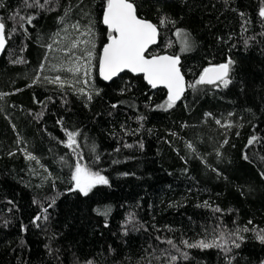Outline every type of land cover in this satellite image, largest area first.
Here are the masks:
<instances>
[{"label":"trees","instance_id":"trees-1","mask_svg":"<svg viewBox=\"0 0 264 264\" xmlns=\"http://www.w3.org/2000/svg\"><path fill=\"white\" fill-rule=\"evenodd\" d=\"M130 1L159 30L148 55L181 57L187 85L231 60L230 83L168 108L141 76L99 80L107 0H0V264H264V0ZM77 163L108 183L83 195Z\"/></svg>","mask_w":264,"mask_h":264},{"label":"snow or ice","instance_id":"snow-or-ice-1","mask_svg":"<svg viewBox=\"0 0 264 264\" xmlns=\"http://www.w3.org/2000/svg\"><path fill=\"white\" fill-rule=\"evenodd\" d=\"M39 0H34L33 3H28L25 0L26 7H34L38 4ZM0 7L3 4L0 3ZM43 7V5H40ZM260 16L264 17V8L260 10ZM19 17L17 22L23 27L25 19L28 24L32 23L33 17H23L19 13L13 17L16 19ZM103 23L108 29V43L103 46L102 53L99 55L98 68L99 74L104 80H111L119 73L128 70L133 73H143L144 78L152 88H156L157 85L162 84L168 89V100L167 107L171 108L175 102L179 100L185 91V81L181 74L178 56H152L148 58L146 53L148 52L149 46L156 42L157 28L151 22L139 18L136 14V7L130 0H107L106 8L103 15ZM163 23V22H162ZM74 28L79 30V25H74ZM26 31V29H25ZM6 43L5 37V24L0 22V50H3ZM79 43L90 44L91 47L82 49L87 58L85 65H79L74 68H69L68 71L73 74L79 73L81 69L84 71V75L89 74V68L91 66V60L94 58L95 44L92 41H76L72 43V48H76ZM51 49V45L48 46ZM190 47L187 40H185V49ZM84 57H81L82 59ZM233 61L229 60L227 63L214 65L204 68L203 72L199 76L198 80L194 84H188L187 87L193 89L196 85H215L217 82L227 87L230 80L227 79L229 73V67ZM43 69V65H41ZM39 78V77H38ZM61 77H55V81L59 82ZM87 83V81H85ZM83 91V89H81ZM89 99L91 97L89 96ZM115 107V105H113ZM217 123H220L217 121ZM75 133L68 132V147L71 148L75 141ZM227 141H225L226 143ZM252 143V140L249 141ZM191 147V145H189ZM28 159H35V157L29 155ZM72 180L75 182V187L83 195H88L91 188L97 183L107 184L108 181L105 177L101 176L98 172H92L87 166L77 163L75 166V173L72 176ZM54 203V201H53ZM47 211V209H45ZM39 220L40 217L35 218ZM44 219H47L45 216ZM248 229H244L247 231ZM262 243H264V233L259 236ZM242 239V237L240 238ZM172 244V241H167ZM188 247L195 248H211L221 247L216 241L206 242L200 240L195 244H188L184 241ZM235 247L239 248L240 245L235 243ZM231 249H227L230 251ZM175 259V257H173Z\"/></svg>","mask_w":264,"mask_h":264},{"label":"water","instance_id":"water-1","mask_svg":"<svg viewBox=\"0 0 264 264\" xmlns=\"http://www.w3.org/2000/svg\"><path fill=\"white\" fill-rule=\"evenodd\" d=\"M130 2H131V1H130ZM132 3H133V2H132ZM134 6H135V5H134ZM105 8H106V7H105ZM105 8H104V10H105ZM104 10H103V13H102V24H103V26L106 27V29H107V26L103 23ZM139 18H140V17H139ZM141 19H142V18H141ZM143 20H146V21L151 22L150 20H147V19H143ZM151 23H152L153 25H155L153 22H151ZM155 26H156V25H155ZM156 28H157V26H156ZM107 30H108V29H107ZM107 43H108V38H107V41L103 44V46H104L105 44H107ZM158 43H159V30H158V28H157L156 42H155L154 44H152V45L149 46L148 52L150 51L151 48L157 46ZM6 45H7V42L5 43V47H4V49H3V50H0V59H1V57H2V55H3V53H4V51H5ZM103 46L101 47V50H100L99 55L102 53ZM148 52L146 53V56H147L148 58H151L152 56H165V55H167V56H177V55H173V54H169V53H159V54L148 55ZM178 57H179V56H178ZM98 60H99V58H98ZM223 63H226V62H223ZM223 63H220V64H223ZM215 65H219V64H215ZM211 66H214V65H211ZM178 67L180 68L181 74H182L183 77H184V81H185V91L183 92L181 98L175 102V104H177V103L183 98V96H184V94H185V92H186V87H187V81H186V78H185V76H184V74H183V72H182V70H181V57H179V65H178ZM208 67H210V66H208ZM229 69H230V67H229ZM123 73H129V74H131V75H133V76H141L142 79H143V81L146 83V85L149 87L150 90L163 89V90L165 91V93H166V98H167V100H168V89H167L166 87H164L162 84L157 85L156 88H152V86H151L150 84H148L147 80L144 78V74H143V73H133V72H131V71L125 70V71L119 73L117 76L113 77L111 80H104V79L100 76V74H99V68H98V64H97V76H98L99 80L102 81V82L105 83V84H109V83H111L113 80H115L116 78H118V77H119L120 75H122ZM228 74H229V73H228ZM200 75H201V74H200ZM74 188L76 189L75 186H74Z\"/></svg>","mask_w":264,"mask_h":264},{"label":"rangeland","instance_id":"rangeland-1","mask_svg":"<svg viewBox=\"0 0 264 264\" xmlns=\"http://www.w3.org/2000/svg\"><path fill=\"white\" fill-rule=\"evenodd\" d=\"M74 184H75V182H74Z\"/></svg>","mask_w":264,"mask_h":264}]
</instances>
